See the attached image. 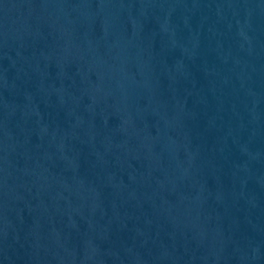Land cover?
Returning a JSON list of instances; mask_svg holds the SVG:
<instances>
[{
  "label": "water",
  "instance_id": "obj_1",
  "mask_svg": "<svg viewBox=\"0 0 264 264\" xmlns=\"http://www.w3.org/2000/svg\"><path fill=\"white\" fill-rule=\"evenodd\" d=\"M0 264H264V0H0Z\"/></svg>",
  "mask_w": 264,
  "mask_h": 264
}]
</instances>
